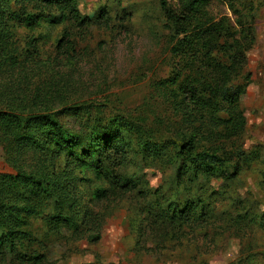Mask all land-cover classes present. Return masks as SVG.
<instances>
[{
	"label": "rangeland",
	"instance_id": "1",
	"mask_svg": "<svg viewBox=\"0 0 264 264\" xmlns=\"http://www.w3.org/2000/svg\"><path fill=\"white\" fill-rule=\"evenodd\" d=\"M73 1L86 18L85 26L59 14L56 20L42 19L39 28L11 22L16 54L0 62V109L50 113L93 103L100 106L105 121L122 118L160 145L177 142L206 121L217 129L207 135L205 128L202 149L226 159L228 170L208 179V195L216 192L212 219L186 226L174 237L172 229L154 223L147 214L148 206L158 200L156 191L178 197L173 166L146 160L137 148L127 154L117 173L141 178L138 188L151 193L143 199L138 189L95 180L71 162L78 169L74 175L82 180L72 199L95 226L78 233L66 227L53 230L45 219L56 214V208L53 202L43 204L25 218L34 240L27 256L6 253L0 255V264H264V0H209L200 15L185 12L191 0H165L166 9L161 0ZM8 4L13 11L19 3L3 5ZM248 15L254 18L245 24ZM221 20L220 28L211 33L209 28ZM205 31L195 51L174 54L186 36ZM175 76L177 101L184 97L185 106L193 110L189 119L172 104L174 98L168 102L164 91L163 83ZM181 83L214 87L213 99L197 94L209 106L204 121L191 104L193 95L182 96ZM229 86H247L234 108L223 96ZM242 119V130L228 131ZM62 120L75 133L87 132L73 116ZM34 152L11 160L0 147V175L15 176L18 168L39 175L70 173L66 159L47 166ZM96 187L108 196L94 200ZM197 193L192 191L193 196Z\"/></svg>",
	"mask_w": 264,
	"mask_h": 264
},
{
	"label": "trees",
	"instance_id": "2",
	"mask_svg": "<svg viewBox=\"0 0 264 264\" xmlns=\"http://www.w3.org/2000/svg\"><path fill=\"white\" fill-rule=\"evenodd\" d=\"M7 1L11 0H0V62L3 60L6 63L7 60L15 58L16 45L10 31L13 28L11 22L17 21L26 28L34 26L39 28L42 19L56 20V14H59L61 17L68 15L69 20L79 26L86 25V18L79 14L73 0H16L19 4L13 11L10 9V4L3 5ZM208 1L191 0L187 2L188 8L185 12L200 15ZM160 3L163 9L167 8L165 0H161ZM250 5L249 11L252 13L254 8L251 3ZM14 6L11 5V7ZM253 18V15L246 16L244 23L249 24L248 20L252 21ZM222 22L221 20L213 25L209 31L211 33L217 31L220 28L218 25H222ZM54 24L55 22L48 25L52 27ZM206 34L207 31L198 36H186L184 40H181L178 48L174 49V54L180 57L186 52L195 51L197 43L203 42L205 39L203 36ZM225 35L227 34L222 37L225 38ZM199 49L202 51L205 46ZM178 76L163 83L164 91L168 94V102H172L171 99L174 98L175 102L172 104L181 111L184 118L189 115L187 116L189 119L193 115V110H189L190 104L185 106L184 97L181 102L177 101L180 96H177L176 90ZM196 86L199 87L196 88ZM196 86L192 84L186 86L181 83V94L185 97L188 93L193 95L191 104L195 105V110L199 114L201 112L204 121V115L209 113L207 112L209 106L206 105V101L204 103V100L197 97V94H210L213 99L214 87L211 84L203 85L202 83ZM229 87L224 90L223 96L225 101L233 104L232 108H234L237 106L235 102L238 97L245 94L247 86L240 88L236 86L238 93L234 86ZM201 101L204 104H201ZM187 111H190V114ZM19 113L0 109V147L4 155L12 160L13 157L33 150L39 158L38 161L47 166H54L57 159H66L70 173L55 174L46 171L39 175L37 174L39 172L31 173L18 168L15 176L0 175V255L8 253L20 259L27 256L26 251L30 250L34 240L32 231L27 229L28 222H25V218L33 216L46 203L53 202L56 208V214L49 215L45 219L47 226L53 230L66 227L78 233L84 229L89 230L86 227L95 226L94 220L92 223L88 221L83 206L76 205L72 199L74 193L78 194L77 182H82L73 173L78 169L86 170L95 180L109 181L117 188L135 189V191L138 189L137 194L141 198H148L151 193L146 192L143 187L138 188V183L143 182L141 178L131 180L117 173L125 162L127 154L132 153L134 148H137L142 158L165 163L175 169L173 186L178 192V197H168L165 193L156 191L158 200L147 209V214L154 223L172 229V236L175 237L182 233L186 226H200L212 219L216 192L208 195V179L222 170L227 171L228 168L225 166L226 159L210 150L202 149L200 140L206 134L216 132L217 126L213 127L204 121L198 124L192 133H187L177 142L160 145L148 135L144 136L138 131L137 126L123 122L122 118L113 119L112 117L111 120L105 121L100 106L93 103L72 104L60 111L50 113L34 111H28L26 114ZM65 116L76 118L81 122L80 124L84 125L87 132L75 133L66 128L62 120ZM232 120V117L229 118L227 124H230ZM242 126H245L243 119L228 131L242 130ZM205 128L209 131L206 134L203 132ZM71 162L81 168L73 169ZM12 167L14 168L13 164ZM194 189H197L198 193L193 196ZM107 196V191L102 187H96L93 191L94 200L101 201ZM180 196L183 198L180 199Z\"/></svg>",
	"mask_w": 264,
	"mask_h": 264
}]
</instances>
